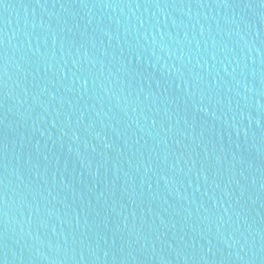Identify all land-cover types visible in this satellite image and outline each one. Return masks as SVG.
<instances>
[{
  "label": "water",
  "instance_id": "water-1",
  "mask_svg": "<svg viewBox=\"0 0 264 264\" xmlns=\"http://www.w3.org/2000/svg\"><path fill=\"white\" fill-rule=\"evenodd\" d=\"M0 264H264V0H0Z\"/></svg>",
  "mask_w": 264,
  "mask_h": 264
}]
</instances>
